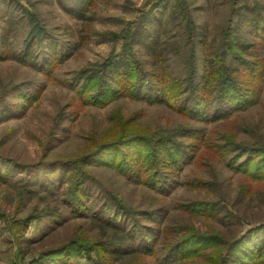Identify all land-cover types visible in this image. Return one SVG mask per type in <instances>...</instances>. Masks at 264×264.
<instances>
[{
	"label": "rangeland",
	"instance_id": "obj_1",
	"mask_svg": "<svg viewBox=\"0 0 264 264\" xmlns=\"http://www.w3.org/2000/svg\"><path fill=\"white\" fill-rule=\"evenodd\" d=\"M2 1L0 19L8 10ZM77 1L8 0L13 2L14 9L10 12L11 36L6 47L0 45V158L15 164H0V171L6 170L4 175H9V178L2 175L6 181L0 178V264L31 263L39 260L40 253L59 244L88 243L85 239H90L88 244L92 245L88 249H75L73 264H111L109 257L95 245L120 236L118 228L129 229L123 224L126 218L122 214L120 220L114 218L118 200L138 214V222L149 227L152 225L146 221L145 213L162 219L161 227L189 225L223 235L264 222V188L243 197L241 187L246 181L242 174L227 166L234 165L237 159L229 148L224 155L219 148L209 152L205 144H200L195 161L175 175V183L166 194L129 183L116 170L100 165L95 159L67 169V162L80 163L79 156L88 147H94L89 145L92 140L126 143L129 138L146 136L148 130L174 131L185 125L199 129L205 142L211 139L216 145L225 146L226 137L233 136L238 143L264 147V86L258 91L254 106L225 122L206 125L189 122L163 104L126 98L109 100L104 107L92 104L89 99L99 92V83L96 80L92 87L85 88L83 96L77 90L82 85L80 77L106 79L100 72L102 67L113 53L127 47L129 34L135 27L149 21L144 31L147 28L151 34L158 32L156 20L168 17L173 3L155 8L157 0H90L83 19L78 20L68 13L77 9ZM187 2L200 38L217 37L229 17L232 0ZM239 4L244 10L250 4L262 7L264 0H239ZM25 9L27 14L23 15ZM4 25L0 22V31ZM241 30L243 37H252L250 26L244 25ZM164 31L170 45L179 41L178 28L173 24H166ZM129 44L138 66L150 68V56L144 45L133 41ZM27 47L33 59L23 62L22 54ZM202 51L200 48L197 54L201 76L205 75ZM51 53L68 57L61 62L57 60L46 76L38 68ZM257 53L264 59V47ZM163 64L183 75L182 62L176 53L169 52ZM17 87L20 92L14 94ZM24 97L34 100L25 101ZM4 104L10 105L16 118L1 114L7 109ZM131 120L136 121L135 125L120 131ZM122 151L134 158L131 148ZM123 152L113 150L101 157L112 162L113 156ZM73 172L76 176L72 179ZM77 178L82 183L84 202L92 207L83 216H74L66 203L70 186L77 183ZM193 182L198 187L187 185ZM199 202L220 204L219 218L191 217L184 211V207ZM53 220L55 225H50ZM62 260L58 258V262ZM48 263L49 260L44 264Z\"/></svg>",
	"mask_w": 264,
	"mask_h": 264
},
{
	"label": "trees",
	"instance_id": "obj_2",
	"mask_svg": "<svg viewBox=\"0 0 264 264\" xmlns=\"http://www.w3.org/2000/svg\"><path fill=\"white\" fill-rule=\"evenodd\" d=\"M89 1H77V9H71L68 13L82 20ZM157 1L155 8L167 7L169 3H173L168 17H160L155 22L159 24V31L153 34L147 31V28L144 31L149 21H143L142 25L135 27L129 34L127 47L123 45L125 49L118 54L113 53L102 67L100 72L106 75V79L92 77L89 80L88 77L80 75L82 87L77 88L79 93L85 96V88L92 87L93 82L97 80L99 92L89 99L96 106L104 107L109 100L120 98L152 105L163 104L185 120L204 125L225 122L233 115L254 106L258 102V91L264 86V59L257 53L260 47H264V6L250 4L243 10L239 0H232L227 21L218 31V36L210 40L198 35L195 20L188 11L187 0ZM2 2L8 9L7 14L1 15L3 17L0 19V22L5 24L0 31V45L3 48L12 33L13 17L10 12L13 11L14 4L8 0ZM25 14L26 9L23 15ZM166 24H173L178 28L179 41L174 45L166 41ZM244 25L250 26L252 37L242 36L241 28ZM214 32L216 33V30ZM124 41L126 42L125 36ZM131 41L143 44L147 49L150 68L138 66L139 62L130 50ZM162 48L168 52L162 51ZM200 48L203 50V76L198 70L197 54ZM28 50L29 47L22 54L23 62L33 59L28 55ZM169 52L176 53L177 58L181 59L180 71L183 75L163 64ZM1 56H5L3 51ZM67 57V54L60 57L51 53L39 64L38 69L49 76L53 64ZM84 79L85 82L88 80L87 83ZM19 92L17 87L14 94ZM24 99L34 100L30 97ZM4 107L7 109L1 114L17 116L12 113L10 105L4 104ZM134 123L136 121L131 120L124 124L120 131H125L130 125L134 126ZM146 134L129 138L126 143L115 144L111 139L100 143L101 139L92 140L89 145L94 147H88L79 156L80 163L67 162V169L73 170L74 164L85 165L95 159L100 165L116 170L129 183L144 185L156 193L166 194L175 183V175L195 161L202 146L200 144L203 143L209 152L219 148L220 152L227 155L228 152L224 150L229 148L236 153L234 165L231 163L227 166L244 176L246 182L241 187L244 198L264 188V147L238 143L233 136L226 137L225 146L216 145L211 139L205 142L202 132L191 125L179 127L174 131L148 130ZM123 148L134 150V158L130 159L122 151ZM113 150L123 153L113 156L112 162L101 157L102 154ZM1 158L0 164L14 166V162ZM6 173V170L4 173L0 171L3 181L9 178V175H4ZM2 175L7 177L6 180ZM72 175L73 179L76 173L73 172ZM187 185L198 187L196 182ZM81 189V180L77 178V183L70 186L69 195L66 196V203L74 216H83L92 210L91 205L84 202ZM115 207L117 211L115 210L114 218L120 220L122 214L126 218L123 224L129 229L118 228L116 231L121 233L120 236L115 235L112 239L95 245L109 257L111 264L120 260H123L122 264H264V222L248 225V229L243 228V231L238 233L223 235L218 231H201L189 225L161 227L162 219L159 220L157 216L151 218L150 213H145L146 221L152 225L149 227L138 222V214L121 201H116ZM219 207L220 204L217 203L199 202L184 207V211L191 217L218 219ZM50 225H55V220ZM84 241L90 243V239ZM74 242L76 241L59 244L40 253L39 260L27 264H44L47 260L48 264H73L72 255L76 253L75 249H88L92 245ZM59 257L63 258L61 262H58Z\"/></svg>",
	"mask_w": 264,
	"mask_h": 264
}]
</instances>
